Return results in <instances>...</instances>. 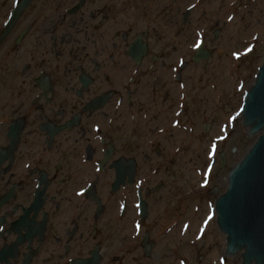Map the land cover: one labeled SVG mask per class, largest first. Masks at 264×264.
<instances>
[{"label":"flooded vegetation","instance_id":"obj_1","mask_svg":"<svg viewBox=\"0 0 264 264\" xmlns=\"http://www.w3.org/2000/svg\"><path fill=\"white\" fill-rule=\"evenodd\" d=\"M22 1L0 0V264H145L175 0H31L10 22Z\"/></svg>","mask_w":264,"mask_h":264},{"label":"rangeland","instance_id":"obj_2","mask_svg":"<svg viewBox=\"0 0 264 264\" xmlns=\"http://www.w3.org/2000/svg\"><path fill=\"white\" fill-rule=\"evenodd\" d=\"M190 5L194 10L184 18ZM175 10V91L167 94L164 69L159 93L160 100L173 102L175 137L171 141L169 134L163 142L162 156H148L140 178L148 182L154 211L146 225L156 243L145 264H241L240 254L225 255L214 206L229 171L257 138H247L241 107L264 56V2L175 0ZM202 41L211 57L194 62ZM173 147L175 153L167 157ZM206 206L212 215L201 223ZM132 230H138V240L143 236L139 221Z\"/></svg>","mask_w":264,"mask_h":264},{"label":"water","instance_id":"obj_3","mask_svg":"<svg viewBox=\"0 0 264 264\" xmlns=\"http://www.w3.org/2000/svg\"><path fill=\"white\" fill-rule=\"evenodd\" d=\"M30 1L23 0L12 21ZM209 57L208 51L199 49L194 61ZM241 115L247 138L258 137L229 172L228 188L215 202L216 224L226 235L229 258L242 252L241 264H264V58L244 95Z\"/></svg>","mask_w":264,"mask_h":264},{"label":"bare ground","instance_id":"obj_4","mask_svg":"<svg viewBox=\"0 0 264 264\" xmlns=\"http://www.w3.org/2000/svg\"><path fill=\"white\" fill-rule=\"evenodd\" d=\"M263 2H264V0H262ZM252 24V23H251ZM191 38H192V34L190 35V34H188ZM187 35V36H188ZM186 39L188 40V38L186 37ZM189 41V40H188ZM227 186V185H226ZM212 215V212H211V208L210 207H208V206H206V208H205V211L203 212V214L201 215V223H204V222H206L209 218H210V216ZM197 223V220H196V222L195 223H193L192 225H191V227L194 229V225ZM199 226V225H198ZM223 244L225 245V236H223Z\"/></svg>","mask_w":264,"mask_h":264}]
</instances>
